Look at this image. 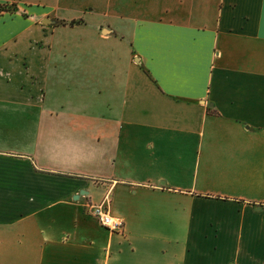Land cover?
Listing matches in <instances>:
<instances>
[{
	"label": "crops",
	"instance_id": "0c3cea01",
	"mask_svg": "<svg viewBox=\"0 0 264 264\" xmlns=\"http://www.w3.org/2000/svg\"><path fill=\"white\" fill-rule=\"evenodd\" d=\"M15 1L0 264H264V0H118L92 29L123 45L115 66L40 41L49 8Z\"/></svg>",
	"mask_w": 264,
	"mask_h": 264
},
{
	"label": "rangeland",
	"instance_id": "374dc122",
	"mask_svg": "<svg viewBox=\"0 0 264 264\" xmlns=\"http://www.w3.org/2000/svg\"><path fill=\"white\" fill-rule=\"evenodd\" d=\"M29 4L31 12L39 7H48L43 18L38 23L45 27L39 40L43 42L53 41L57 46H69L71 55H85L89 57H102L109 54V61L115 66L116 59H120L123 52V45L110 40L102 43L101 38H94L93 28L100 32L102 25H113L117 22L115 17L118 0H18ZM7 6V9L0 11L18 10L21 15H27L24 8H18L16 1L0 2ZM120 7V5H118ZM110 39V38H108ZM55 45V46H56ZM111 48V49H110ZM116 52V53H115ZM51 53H49L50 55ZM103 58V57H102ZM190 178V173H188Z\"/></svg>",
	"mask_w": 264,
	"mask_h": 264
},
{
	"label": "built area",
	"instance_id": "2783aa9c",
	"mask_svg": "<svg viewBox=\"0 0 264 264\" xmlns=\"http://www.w3.org/2000/svg\"><path fill=\"white\" fill-rule=\"evenodd\" d=\"M88 209L101 226L110 231H116L120 229L122 225V219L116 215H113L109 211L107 204L103 201L89 204Z\"/></svg>",
	"mask_w": 264,
	"mask_h": 264
},
{
	"label": "trees",
	"instance_id": "16d2710c",
	"mask_svg": "<svg viewBox=\"0 0 264 264\" xmlns=\"http://www.w3.org/2000/svg\"><path fill=\"white\" fill-rule=\"evenodd\" d=\"M7 9V6L5 4L0 3V10Z\"/></svg>",
	"mask_w": 264,
	"mask_h": 264
},
{
	"label": "water",
	"instance_id": "95a60500",
	"mask_svg": "<svg viewBox=\"0 0 264 264\" xmlns=\"http://www.w3.org/2000/svg\"><path fill=\"white\" fill-rule=\"evenodd\" d=\"M42 20L44 21V20H47V19L46 18H43Z\"/></svg>",
	"mask_w": 264,
	"mask_h": 264
}]
</instances>
